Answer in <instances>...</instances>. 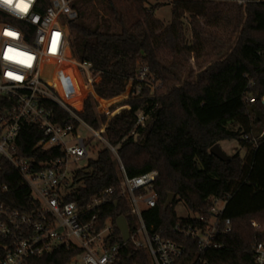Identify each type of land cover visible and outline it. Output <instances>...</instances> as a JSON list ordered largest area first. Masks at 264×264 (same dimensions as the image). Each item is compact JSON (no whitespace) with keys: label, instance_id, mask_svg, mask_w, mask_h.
<instances>
[{"label":"trees","instance_id":"1","mask_svg":"<svg viewBox=\"0 0 264 264\" xmlns=\"http://www.w3.org/2000/svg\"><path fill=\"white\" fill-rule=\"evenodd\" d=\"M67 1L76 12V18L67 22L71 53L100 72L94 92L107 100H99L100 111L107 112L125 97L121 95L138 66H147L153 79L154 90L142 85L138 95L131 94L120 105L130 111L116 114L106 128L107 141L116 148L128 177L151 170L159 174L154 187L157 205L143 213L145 223L189 247L188 254L193 256L190 240L173 232L180 220L175 204L181 201L188 213L209 218L213 200L224 201L221 216L230 220L231 233L218 239L221 249L202 258L207 264H254L251 246L255 240H264V234L251 225L254 221L264 230V138L257 139L264 126L260 102L264 95V2L178 0L171 5L170 22L164 24L155 18L163 4L148 0ZM48 7L49 0H39L40 13ZM6 18L0 12V20ZM248 95L256 98L254 104L245 101ZM96 105L93 99L86 100L79 114L93 129L106 122ZM119 110H112L113 114ZM139 111L151 120L133 137L129 133ZM39 138L35 127L25 125L17 138L18 154L37 160L58 156L56 150L35 149ZM231 141L248 150L247 156L236 154L223 161L210 154L215 144ZM119 187L117 162L103 149L77 171L64 201L82 208L100 192L113 188L114 193L97 211L100 219L103 223L111 218L116 224L124 216L132 231L133 219L127 215ZM169 193L175 199L165 209ZM0 198L11 209L31 208L28 189L4 159L0 160ZM73 254L58 248L27 264H68Z\"/></svg>","mask_w":264,"mask_h":264},{"label":"built area","instance_id":"2","mask_svg":"<svg viewBox=\"0 0 264 264\" xmlns=\"http://www.w3.org/2000/svg\"><path fill=\"white\" fill-rule=\"evenodd\" d=\"M148 1L171 7L178 0ZM38 8L39 0H32L24 13L0 7L7 17L0 20V160H6L19 174L31 201L30 209L20 211L11 209L0 198V264H27L29 259L58 248L74 252L68 264H207L202 256L221 249L218 239L232 230L230 220L221 216L225 202L213 200L209 218L190 213L185 218L178 217L184 223L179 220L173 232L190 240L193 256L188 254L189 247L165 238L162 231L145 223L143 213L157 205L154 187L159 174L151 170L128 177L116 148L108 143L107 125L120 110L111 112L110 117L99 110V100L107 101L94 92L100 72H94L91 64L78 61L71 53L67 22L76 18V12L69 7V1L49 0L43 13ZM152 84L148 67L141 65L135 77L128 80L125 92L128 88L129 96L138 95L142 85ZM91 97L98 101L96 112L106 115V122L98 129L88 126L79 116ZM255 100L248 95L245 101L254 104ZM260 102L264 108V95ZM125 109L130 111V107ZM150 120L137 112L129 134L136 137L137 129ZM25 125L39 131L35 149L56 150L58 156L37 160L18 154L17 138ZM82 130L90 131L102 144L101 150L108 149L117 162L120 196L127 205V215L133 219L127 241L120 232L117 235V224L111 218L102 223L97 212L114 193L113 188L100 192L82 208L64 201L77 171L91 160V143ZM261 138L264 126L257 137ZM82 161L86 163L80 165ZM251 225L263 233L254 221ZM251 254L254 264H264V240H255Z\"/></svg>","mask_w":264,"mask_h":264},{"label":"rangeland","instance_id":"3","mask_svg":"<svg viewBox=\"0 0 264 264\" xmlns=\"http://www.w3.org/2000/svg\"><path fill=\"white\" fill-rule=\"evenodd\" d=\"M155 18L158 19V20H160L164 24H168L170 22V20H171V7L165 5V6L161 7V8H159L158 10H156V12H155ZM187 37H189V33H187ZM190 64L194 67V61L193 60L190 61ZM154 88H155L154 87V84H152V86H151L150 89L153 91ZM127 91H128V88H127L126 92L121 95V96H124L125 95V97L120 102H117V103L113 104L112 105V108L110 110L107 109V112L108 113L114 112L118 108H121V110L119 112H121L123 110H126L125 108H127L128 106H120V105L123 104L129 98V95L127 94ZM90 99H93L94 101L98 102L93 97H91ZM112 110H114V111H112ZM81 133L84 136V138L90 140V143H91V148H90V153H89V159L95 160L97 158L98 152L102 148V144L99 143L98 140L93 137V134L90 131L82 130ZM219 146L222 149V151L228 157H231V156H234V155L238 154L240 157L244 158L248 154V150H246L245 148L240 147L234 141H231V142H220L219 143ZM85 163L86 162L82 161V162H80V165H84ZM174 211L176 212V215L179 218H185L187 216V214H188V212H187L184 204L181 201H178L175 204Z\"/></svg>","mask_w":264,"mask_h":264},{"label":"water","instance_id":"4","mask_svg":"<svg viewBox=\"0 0 264 264\" xmlns=\"http://www.w3.org/2000/svg\"><path fill=\"white\" fill-rule=\"evenodd\" d=\"M150 121L147 122V124ZM210 154H212L213 156H215L216 158L223 160V161H227L229 159V157L222 151V149L220 148L219 144H215L214 146H212V148L209 150ZM175 199V195L172 193H169L167 195L165 204H164V208H168L172 205L173 201ZM116 224H117V228L119 230V232L122 235V238L124 241L128 240L129 237V231H128V225H127V221L125 219L124 216H120L117 218L116 220ZM263 234H264V230H263Z\"/></svg>","mask_w":264,"mask_h":264},{"label":"clouds","instance_id":"5","mask_svg":"<svg viewBox=\"0 0 264 264\" xmlns=\"http://www.w3.org/2000/svg\"><path fill=\"white\" fill-rule=\"evenodd\" d=\"M32 3V0H0V7H8L10 9L19 10V12H27L29 5Z\"/></svg>","mask_w":264,"mask_h":264},{"label":"snow or ice","instance_id":"6","mask_svg":"<svg viewBox=\"0 0 264 264\" xmlns=\"http://www.w3.org/2000/svg\"><path fill=\"white\" fill-rule=\"evenodd\" d=\"M7 35H13V33H11V32H8V33H6ZM8 58H10V57H8ZM16 79H19V77H15Z\"/></svg>","mask_w":264,"mask_h":264}]
</instances>
